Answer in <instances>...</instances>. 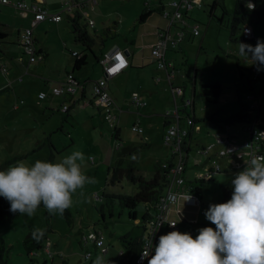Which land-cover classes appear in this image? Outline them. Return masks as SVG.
Instances as JSON below:
<instances>
[{
	"label": "rangeland",
	"instance_id": "rangeland-1",
	"mask_svg": "<svg viewBox=\"0 0 264 264\" xmlns=\"http://www.w3.org/2000/svg\"><path fill=\"white\" fill-rule=\"evenodd\" d=\"M22 1L30 4L32 0ZM64 1L66 0H46V9L51 13H60L61 20L54 22L45 19L33 28L35 46L41 47L48 54L47 59L31 62L30 67L35 66V71L28 68L29 73L27 71L24 73L23 69L21 72H16L17 74L11 70L15 69L17 63L23 64V62H19L17 59L18 46L15 42V29L24 30L28 27V18L21 17L17 8L0 2V29L8 33L6 43L1 42L2 46L0 47V90L8 81L4 73L5 70H7L10 80L13 77L15 80L18 75H22V81L16 80L10 87H4L0 91V170L6 169L18 161H24L31 165L36 160H46L51 149L45 139L48 135L53 140L51 141L52 145L55 144L53 162L61 160L74 150L82 151L85 156V160L81 162L82 171L88 177H95L96 183L86 184L73 196V204L69 208L71 215H67L70 223L64 215L50 214L52 230L48 232L47 237L51 243L50 251L53 253V257L47 256V262L61 264V258H67V264H92V261L100 254L109 264H116L124 253L120 236L129 233L131 237H136L143 232V227L137 223L144 210V204L139 203L136 206L137 219L135 221L128 217L127 209L122 208L118 199L113 196L133 194L137 191V185L126 177H122L115 183H110L108 177L111 168L116 165L121 168L133 167L136 174L148 177L154 171L156 160L163 161L170 158V150L163 142L162 129L159 126L164 117L162 111L166 109L172 111L173 103L172 101L170 103L169 99L167 105L161 109L162 111L143 112V115L142 111L138 110L141 113L139 125L143 130L140 133L131 129L132 123L136 121L135 108L132 107V103L128 101L126 107L121 106L120 108L126 111L120 114L117 122L120 127V137L117 142L120 145L116 148V141L111 138L110 123L101 121L96 115V118L100 120L99 125H96L94 123L95 116L92 117L94 114H91L89 107L76 104L64 112L61 107L70 105L69 101L61 99V101L48 102L39 99L37 94L40 89L48 93L52 81L57 80L66 68H71L73 57L69 50L81 51L87 55L86 66L82 67L81 72L75 71V75L90 74L91 77H95L99 71V65L97 67L91 65L92 62H96L92 52L85 50L80 42L74 40ZM87 1L84 9L87 11L88 17L93 19L94 25L86 27L88 33L94 38L92 50L99 54L101 50L107 49L117 40L125 42V40L132 39L134 31L130 28L134 23L138 25V16L141 11L145 7L153 6L156 1L162 0H96L95 4L92 0ZM212 1L214 0H203L201 7L189 10L191 21L198 23L201 29L206 28V34L201 41L203 43L201 49H199L200 36L194 37L190 42L192 46H189L186 52L187 65L190 67L183 65V61H180L179 57L174 61V63L177 62L178 70L176 72L178 73L172 78L173 87L182 85L181 81L185 79L187 96H190L194 65L197 68L196 76L198 79L201 77L203 83L218 82L221 85L216 103L206 102L199 90L198 83L196 85L194 113L200 118V121L193 126L186 172L189 177H193L194 172L198 170L192 162L198 157L205 158L207 156L200 150H196V147L200 148L214 142V134L221 131L217 121L208 119L209 114L217 112L218 119H226L231 113L237 112L241 105L247 106L252 101L249 96L254 95L253 99L261 102L259 117L260 119L264 118V68L258 72L259 76L252 80L253 72L246 67L239 69L236 66L237 59H245L239 54V43L243 42L254 47L258 40L264 42V14L259 20L255 18L254 14L247 15L245 22L252 26L254 39L243 37V23H239L235 33L230 36V25L236 0H216L219 4L216 5L213 14L209 15V5ZM260 4H264V0H261ZM81 23L84 24V21ZM132 70L134 73L130 80L127 81L126 86L122 85L120 88L122 92L126 93L123 94L126 98L130 97L133 89H137L140 78L144 82L150 80L154 85L163 80L158 74L162 70L155 64ZM241 70L244 71L243 76ZM8 74L12 76L10 77ZM158 76L160 80L155 81ZM166 86L170 89L167 82ZM8 92H12V95L19 94L16 101L23 103L20 108L13 109V100L10 104L8 103V99H6ZM87 95L90 96V92ZM58 97L62 98V95ZM21 100L22 102H20ZM47 103L48 105H46ZM178 104L183 115L180 124L186 126L184 116L190 113L191 107L190 105L186 106L184 111L179 99ZM255 115L256 111L254 110L252 118ZM260 119L257 124L264 127V122H261ZM148 123L150 124L147 125ZM244 123L245 121H235L230 125L233 131H237ZM241 135L243 134L241 133ZM240 140L238 138L237 142ZM14 142L17 148L14 147ZM67 144L71 145L68 148H62V145ZM20 149L34 150L27 157L14 160L13 158L22 155V152L14 153L13 151H21ZM236 153L237 157L245 159L248 150L240 148ZM6 160L8 162H5ZM218 162L225 163L224 160ZM239 171H241L239 167L228 166L225 171L215 174L202 191V204L197 215L194 211L187 212L188 209L182 206V210L187 212V216L196 215L197 224L192 225L178 221L175 230L190 233L195 238L202 227L215 229L216 225L206 219L205 212L210 204L223 203L231 198V196L224 197L220 186L232 180ZM107 200H111V207L104 205ZM101 205H103V219L100 212ZM109 209L112 210V216L109 215ZM45 211L47 210L41 205L33 216L18 213L13 221L0 223V245H3L7 250L8 264H30L28 260L33 257L26 253L22 241L29 229L45 227ZM94 230L101 231L103 246L108 248L106 253H101L99 248L94 246L92 240L88 239L86 242L81 240L82 235ZM84 251L92 253L90 261L82 258ZM43 256H46V252L41 251L38 261H35L34 264H40Z\"/></svg>",
	"mask_w": 264,
	"mask_h": 264
},
{
	"label": "clouds",
	"instance_id": "clouds-1",
	"mask_svg": "<svg viewBox=\"0 0 264 264\" xmlns=\"http://www.w3.org/2000/svg\"><path fill=\"white\" fill-rule=\"evenodd\" d=\"M247 7L254 9L251 3ZM239 44L240 56L251 58L262 70L264 42L258 40L254 47ZM84 160V153L74 150L56 162L18 161L0 170V196L10 203L12 213L33 216L42 205L49 214L63 215L78 190L96 183L95 177L83 173ZM231 184V198L210 204L205 212L215 229L202 227L195 238L178 230L160 235L154 249L153 242H148L141 260L147 258L148 264H264V156L247 161ZM169 224L175 228L176 223ZM34 238L39 236L34 233ZM92 264L109 262L98 254Z\"/></svg>",
	"mask_w": 264,
	"mask_h": 264
},
{
	"label": "crops",
	"instance_id": "crops-1",
	"mask_svg": "<svg viewBox=\"0 0 264 264\" xmlns=\"http://www.w3.org/2000/svg\"><path fill=\"white\" fill-rule=\"evenodd\" d=\"M32 1H35V0H32ZM67 1H69V0L64 1V4ZM169 1L170 0H168V1H164V0L156 1V3H154L153 6H149L147 8V16L145 17L144 20L138 21L139 22L138 25H135V23L132 24L130 29L134 31V33H133V38L134 39L132 38L130 40H125V42H123L122 40H117L113 44H111L107 49L101 50L99 52V54L94 53V51H93L92 54L94 56V61H96L97 63L96 62H92L91 65L92 66L95 65L96 67L99 65L98 66L99 67V71H98L97 76L91 77L90 74H82V75L77 76L74 73L75 71H73L72 72V76H73V78L76 81V85H75L74 91L72 93L66 94V95H64V94H56V95L52 94L51 93V88L53 86H57L59 83H61L65 79L67 73L70 72V69L66 68L65 71L63 73H61V76L59 78H57V80L52 81V83L50 84L51 85L50 86V91H48V93H46V96L43 97V98H39L38 94H37V97L39 99H43V100H46L48 102H51L53 100L61 101V99L62 100H67V101L70 102V105H67V111L69 110L70 106H76V104L89 107V109L91 111V114H94V115H92V117L95 116L94 123L96 125H99V121L100 120L106 122L107 120L105 119V112H104L103 106H101L100 103L96 102L92 98V82L96 78H99V77H101L103 75V65L100 62V57H102V55L104 53H106V52L109 53V52H111V51H113L115 49H120L123 52V54L126 57V59L128 60V64L120 72H118L117 74H115L112 77L108 78V80H107V90H108L109 94L111 95V98L113 99V102H114V107L112 108V112H114V114L116 115L115 119L112 122V124H109L111 126V128H112L111 138H113V140L116 141L115 147L118 148L120 143L117 142V140L120 137V127H119V125H117V122L119 120L120 114L126 111V110L121 109L120 107L121 106L126 107L127 106V102L130 101L129 100V96L127 98L125 96H123V94H126V93L122 92L120 90V88H121L122 85L126 86L127 81L130 80V77L134 73L132 69H139V68H142V67H144L146 65L155 64V62L152 61L151 57H150V45H151V43H153L155 41L156 37L158 36V30H159L158 27L161 26V24L165 22L164 18L161 16V12H160L159 8L161 7V5H163L164 7L170 9V7L168 5ZM214 1H216V0H214ZM260 1L261 0H258V1L257 0H244V2L246 4L247 3L248 4L252 3L254 5V9H258V8H263L264 7V4H260ZM202 2H203V0H199V2H194L193 5L190 8L184 10V18L187 21L186 22L187 26L196 24L197 28H198V33L193 34L191 32L185 31V34H183V37H182V39H180L179 43L176 46H174V47L170 46L165 52L166 60L170 61L175 67V71H174L173 77L178 73V72H176V70H178V68H177L178 65H176L177 62L174 63V61L177 60L176 59L177 57H179L180 61H183V65H187L188 64L186 52H187L189 46L190 47L192 46V44H190L191 40L194 37L198 38L200 36L199 49H201L202 46H203V43L201 41L203 40V38H204V36L206 34V32H205L206 28L205 29L199 28V24L198 23L191 21L192 19L190 18V14H189V10L190 9H192L194 7H201L202 6ZM45 3H46V0H44V4ZM95 3H96V1L93 2V4H95ZM4 4H9V3H4ZM9 5L13 6L12 4H9ZM85 6L83 7V11L85 10L84 9ZM14 8H16V7H14ZM214 10H215V8H214ZM18 11H19V15L21 17L28 18V24L30 25V21H31V17H32L31 13L27 12V13L23 14V13H21V10L18 9ZM86 14H87V18H90V17H88L87 11H86ZM255 18L258 19V20L261 19V17H257L256 15H255ZM41 21L37 22L35 24V26H37V24H39ZM54 22H57V21H54ZM93 25H94V21H93ZM93 25L91 27H93ZM245 25L250 26L249 24L244 22L243 23V27ZM243 27H242V35H243V37L245 39H250V40L254 39L255 36H254V31L252 29V26H250L251 27L250 37H245L244 32H243ZM1 30H3V29H1ZM3 31H5V30H3ZM22 31L23 30H21V29H15V42H16V45L18 46V49H17L18 55H17V57H19V53H20V50H21V46L18 43H19V34ZM5 32H6L7 36L4 37L0 41V47L2 46L1 42L6 43V38L8 37V33H7V31H5ZM36 50H37V52L39 51L42 54V57L40 59H38V60L42 61L44 59L45 60L47 59L48 54L41 47H36ZM174 52L181 53L180 54L181 57H180V55L178 53H174ZM2 53H3V51L1 50V54ZM81 53L84 54L83 52H81ZM249 59H251V58H245V59H243V61H247ZM179 60H178V62H179ZM18 61L19 62H23V64L17 63L16 66H15V69L11 70V71H14L15 74H17L16 72H21L23 69H24V73H26V71L29 73L28 68H32V70L35 69V66H31L30 67L31 62H29L28 59L25 56H23V59H21V60L18 59ZM86 61H87V57H86ZM32 62H34V61H32ZM44 65H45V63H44ZM70 66H71V64H70ZM85 66H83V67H85ZM187 66L190 67V65H187ZM253 68H257V66L253 67ZM253 68H251L249 70L251 72H253ZM81 69H79V71L78 70L77 71L81 72L82 71ZM159 69H161V68H159ZM161 70L162 71L158 72V74H160L161 77L163 78V80L161 82H159L156 85H154L152 83V81L146 80V82H144V80L140 78L139 79L140 81H138L139 83L137 84V86H138L137 89H133L132 90V91H136L139 94L140 98L145 100V104H143L141 106H135V105L131 104L132 107L135 108V113H136L135 114V120L136 121H134V123H132V125L136 124L137 126H139L141 128V126L139 125L140 121H141L139 116H141V113L143 115V112H156L157 110L162 111L161 109L164 108V106L167 105V103L169 102V99H170V103H171V101L173 103V110L171 111V109H166V110L162 111L164 117H163V120H162V122H161V124L159 126V128L162 129L161 137L163 139V142L167 145V143L164 141V134H165L166 127L172 121L173 116L166 115L165 112L166 111L173 112L175 110L178 111L179 110V108H178V105H179L178 104V99H179V101H181L182 106H183L182 109L186 110V106L190 105V107H191V111L189 113V115L191 114L190 117L194 116L195 118L199 119V117H197L195 115V113H194V98H195V95H196V85L198 83V86H199L200 83H202V79H201V77L199 79L197 78V76H196L197 68L194 65L193 74H192V77H191V86H190L191 89H190V93H189L190 96H187L188 93H187V85H185V82H184L185 79H184V81H181L182 85L179 84V85H176V86L173 87V81H172L173 77H171V79L169 80L168 77H167L165 69H161ZM242 72L244 74L243 70H242ZM4 73H5V76L7 77V78L6 77L5 78L7 80H10L8 78V76H7V70H5ZM14 73H12V74H14ZM139 75H140V72H139ZM9 76L11 77L12 75H9ZM258 76H259V73H258ZM13 79H14V77H13ZM253 79H255V78H253V76H252V80ZM159 80H160V77L159 76L156 77L155 81H159ZM14 81H16V80H13V82ZM89 81H90V83H88ZM166 82L168 83L170 89L167 88ZM4 84H6V83H4ZM4 87H2L1 90H3ZM175 87H180L182 89V91L180 93L174 92L172 89L175 88ZM6 88H8V87H6ZM40 91H43V90L40 89L39 92ZM88 92H90V96L87 95ZM11 93L8 92V96H6V99H8V103L10 104L11 100H13L12 101L13 102V105H12L13 109L20 108L21 105H23V103L21 104V103L16 101V98H17V96L19 94L12 95ZM61 95H62V98H59L58 96H61ZM251 96H252L251 99H253L255 97L254 95H251ZM162 101H163V104H162ZM20 102H22V100ZM15 103H18L16 107H14ZM46 105H48V103ZM138 110H141L142 112L140 113ZM179 111H181V110H179ZM253 111L254 110H252L250 112V116L252 115ZM255 111H256V115H255L254 118H252V120L258 122L259 121L258 119H260L259 116H260V113H261V102L259 104V107ZM96 115H98L100 120H98L96 118ZM260 121L264 122V118L260 119ZM149 124L150 123H148L147 125H149ZM194 124H193V126H194ZM132 125H131V127H132ZM93 126H94V124H93ZM93 126H92V128H93ZM220 128H221L222 132L220 131V132H216L214 134V136H213L214 137V140H213L214 142H211V143H213L212 146L209 148V150L207 152H204V153H206L207 156L205 158L203 156L198 157L197 159H195L192 162L193 165H196L198 170L196 172H194V174H193L194 176L193 177H189V176L186 175V172H187L189 151L191 150V142H192V135H193L192 134L193 133V127H192V132L189 135V137H187V139H186V141H187V150H185V156H186L185 169H184L185 180H192L193 178L198 177L200 175H205L206 173H211V176L208 179L212 180L214 178L215 174H218V173H221L222 171H225L228 166H230V167H239V168H241V171L243 170L244 166L246 165L248 156H246L245 159L244 158L240 159V157H237L236 156V154H237L236 152L240 148H237V149L233 150L232 152H230L231 155H228V154H224V155L217 154L218 149H220V148L229 149L230 148V144L232 142L238 141V138L241 139L242 136H244V133L242 132V127H241V129H238L237 131H233L231 126H230L229 129H227V128L225 129L223 127H220ZM20 129H18V130H20ZM134 131H136V130H134ZM142 131L143 130H141V132ZM136 132H139V131H136ZM240 132L243 135H241ZM216 135H220L224 139L227 138L228 142H222V143L215 142ZM48 137H49V135H48ZM51 141H53V140L50 139V142ZM211 143H209V144H211ZM70 145L71 144H67L65 146L62 145V148H68ZM14 147H16V143L15 142H14ZM53 147H55L54 143H53ZM167 147L169 148L168 145H167ZM197 147H196V150H197ZM20 150L21 151L14 150L13 152L14 153L15 152H22V155H19V156H23V158H25L34 149H30V150L29 149H20ZM228 152L229 151L227 150V153ZM237 158H239L240 160H238ZM219 160H224L225 163L222 164V163L218 162ZM227 163H229L230 165H228ZM216 164H218V166H219L218 170H215V165ZM134 174L135 175H140L142 177H145V175H143V174H136L135 170H134ZM153 174H154V171H152L151 176ZM151 176H148V177H151ZM148 177H145V178H148ZM201 204H202V197L199 198V203H197V204H183L182 206L188 209L187 212H193L194 211L195 214L197 215L199 213V209H200V205ZM187 212H183V210H182V213H178V212L172 211L171 213H169V215L171 217H174L177 220V223L179 221V222H187V223L192 224V225L193 224H197L198 221H197L196 215L195 216H187L186 215ZM167 233L168 232H166L165 234H167ZM44 260H46V259H44ZM63 260H64V263L67 264V261H68L67 258H64ZM63 260H61V261H63ZM49 263L52 264L51 261H49Z\"/></svg>",
	"mask_w": 264,
	"mask_h": 264
},
{
	"label": "built area",
	"instance_id": "built-area-1",
	"mask_svg": "<svg viewBox=\"0 0 264 264\" xmlns=\"http://www.w3.org/2000/svg\"><path fill=\"white\" fill-rule=\"evenodd\" d=\"M92 1L95 2L96 0ZM0 2L12 4L14 7L21 10V13L23 14L27 12L31 13L32 17L30 25L24 28V30L19 34L21 51L19 53L18 59H23V56H25L29 62L40 59L42 57V54L37 52L36 50L35 41L33 37V27L37 22L44 19H48L51 21H59L61 19L60 13L49 12L45 7L44 0H35L32 1L30 4H27L22 0H0ZM194 2H199V0H170L168 2L170 9L161 5L160 12L161 16L165 19V23L163 26L158 27V36L156 37L155 41L150 45V57L151 60L155 62L157 68L165 69L169 80L174 75L175 67L170 61L166 60L165 52L170 46H176L182 38L184 28L187 26V21L184 18V10L190 8ZM85 3L86 0H69L65 3V9L66 11H70L75 6L84 7ZM82 14L87 17L86 11L82 10ZM172 22H179L181 28L175 30L174 32H171L169 30V27L171 26ZM87 23L89 26H92L93 20L87 18ZM190 26L193 30V33H198V28L196 24ZM243 32L245 37H250L251 27L245 25L243 27ZM71 53L76 57L80 56V52L76 50H72ZM100 62L103 65V75L99 78H96L92 82V98L103 106L105 112V119L107 120V122L112 124L116 115L114 114V112H112L114 102L107 90V80L108 78L120 72L125 66H127L128 60L120 49H115L109 53H104L102 57H100ZM253 72V78H256L258 76L257 68H253ZM15 80L22 81V75H18ZM12 83L13 80H8L5 86L10 87ZM75 85L76 81L73 78L72 73L69 72L61 83L51 88V93L55 95L70 94L74 91ZM172 90L177 93H180L182 91L180 87H175ZM45 96L46 92L44 91H40L38 93L39 98H43ZM249 97L252 98V96ZM129 100L135 106H141L145 104V100L141 99L136 91L130 93ZM17 104L18 103H15L14 107H16ZM258 105L259 104L257 101H252L249 104V108L250 110H253L257 108ZM66 110L67 105H63L62 111L65 112ZM165 114L173 116L172 121L167 125L164 134V141L169 146L170 155H172L173 158L172 164L170 165L167 171L166 186L159 195L156 202L157 212L144 222L141 247L132 264H148L147 258L141 260L142 250L146 249L148 242H153L154 249L155 244L158 242V238L160 235H163L166 232L173 231L177 228V220L175 218H172L169 213H171L172 211L182 213L183 204L199 203V197L195 193L187 190L186 180L184 177L186 160L184 148L187 147L186 139L189 131L185 126H182L180 124L179 115L176 110L173 112L166 111ZM191 123L192 119L189 117L186 118V125H189ZM131 129L139 132H141L142 130L136 124L132 125ZM242 132L245 135L242 136L239 142H232L230 144L229 149H218L217 154L231 155L230 152H232L233 150L237 148H245L248 150L247 161H249L255 156H263L262 148H264V130L261 127L255 125V123L252 121L250 123H244V125L242 126ZM215 142H228V139H224L222 136L216 135ZM212 144L213 143L207 144V146L202 151H208ZM227 150L229 151L228 153ZM245 167L246 165L244 166V168ZM218 169L219 166L218 164H216L215 170ZM200 176L207 179L211 176V173H206L205 175ZM95 196L97 195L95 194ZM189 196L192 197L191 200H187ZM169 223H176L175 228L171 227ZM88 239L92 240L94 246L98 247L101 253H106L108 251V248L103 246L101 231H89L81 237V240L85 242ZM50 245V240L47 239L41 247L42 250H40L41 248L38 250L33 249L30 251L29 254L32 257H37L40 255L41 251H43L44 253L46 252V256H43L42 259H46L47 261V256L50 258L53 257V253H51L50 251ZM91 255L92 253L90 251H84V253L82 254V258L84 260H90Z\"/></svg>",
	"mask_w": 264,
	"mask_h": 264
},
{
	"label": "trees",
	"instance_id": "trees-1",
	"mask_svg": "<svg viewBox=\"0 0 264 264\" xmlns=\"http://www.w3.org/2000/svg\"><path fill=\"white\" fill-rule=\"evenodd\" d=\"M86 4H87V0H86L85 5ZM218 4H219V2L213 1L209 5V7H210L209 12H208L209 15L213 14V10L216 7V5H218ZM220 6L223 8L222 4H220ZM82 10H83V7L75 6L70 11H67L68 17H69V20H70V23L72 26V32L74 34V40L76 42H80L83 45L85 50H88V51L93 53L92 44L94 43V38L88 33V30L86 27V26H89L87 23V17H85L82 14ZM159 10L161 11V7L159 8ZM251 14H254L257 17H262V15L264 14V7L249 10V8L247 7V4L244 2V0H236L235 1L234 11H233V15H232V22L230 25V36H232L234 34L237 25L239 23H244L246 18H247V15H251ZM146 16H147V7H145L141 11V13L139 14L138 21L144 20ZM82 21H84V24L81 23ZM179 24H180L179 22H172L171 26L169 27V30L171 32H174L175 30L180 29L181 27ZM89 27H91V26H89ZM185 31L193 33L191 26H186L184 28L183 34H185ZM193 34H195V33H193ZM6 36H7L6 32L0 29V41ZM182 37H183V35H182ZM18 44L20 45V42ZM69 52H70L71 56L73 57V62H72L71 68H70L71 73L73 71H77V70L81 69L83 66L86 65L87 55L85 53L82 54L80 52V56L76 57L75 55H73L71 53V50H69ZM236 66L239 69L241 67H246L247 69H251L253 67H256L257 65L252 61V59H249L247 61L237 59ZM241 74L243 75L242 70H241ZM5 87H7V86H5ZM199 89H200V91L203 95V98L206 102L216 103L217 98L220 95L221 85L218 82H214V83H203L202 82L199 85ZM64 95H66V94H64ZM252 101H255V99H252ZM257 102H258V104H260V101H257ZM249 104L247 106L241 105L240 109L237 112L231 113L226 119H223V120L218 119L217 118V112L209 114L208 119H210L212 121H217L219 123L220 127H223L225 129L226 128L229 129L231 126L230 124L232 122H235V121H242V122L245 121L246 123L247 122L250 123L253 120H252V117L250 116V112L252 110H250ZM258 107H259V105L257 106V108ZM257 108H255L253 110H256ZM177 112H178L179 120H180L183 117V115H181V112L179 110ZM184 117L185 118L189 117L192 119V123L185 126L189 131L188 136H187V137H189V135L192 132L193 124L199 122L200 118L198 119V118H195L194 116L190 117L189 113H187ZM201 120H203V119H201ZM253 122L255 123V125H257L258 127H261L264 130V127L261 126L260 124H257V121H253ZM45 139H47V142L51 148L49 150V154H48V157L46 160L52 161L53 156H54V153H53L54 147H53L52 143L50 142L49 137H47ZM206 146H207V144L201 146L200 148L197 147V150H200L203 154H206L202 151ZM262 149L264 151V148H262ZM184 150H187V147H185ZM21 157H23V156H17V157H14L13 159L15 160V159H18ZM172 159L173 158L171 155L169 159H166L163 161L156 160L155 164H154V174L148 178L142 177L140 175H135L133 167L121 168V167L116 165V166H113L111 168L110 176L108 177V181L110 183H115L117 181H120L122 179V177H126L128 180H130L131 182H133L137 185V191L135 193L116 195L113 197L118 199L119 204L121 205L122 208L127 209L128 217L130 219H132L133 221H135L137 219V212L135 210L136 206L139 203L144 204V210L141 214L139 222L137 223L138 225L141 224L142 227L144 225V222L149 217H152L157 212L156 202H157L159 195L161 194V192L163 191V189L166 186L167 171H168L170 165L172 164ZM5 162H8V161L6 160ZM164 164H165V166H164ZM209 181L210 180L208 178L206 179L202 176L195 177L192 180H186L187 190L195 193L199 198H201L202 197V191L206 187V185ZM231 181L232 180H230V181H228V182H226L220 186L225 198L232 195L233 186L231 184ZM110 201L111 200H107L104 205L111 207ZM9 209H10V203L4 197L0 196V223L11 222L17 217L18 213H12L9 211ZM100 212H101V218L103 219L104 218L103 205H101ZM63 215L67 219V221L70 223V219L67 218V215H71L70 210L69 209L65 210ZM109 215L112 216V210L111 209H109ZM44 216H45V223H46L45 227L43 229L31 228L27 231L26 235L24 236L22 244H23V247H24L27 254L30 253V251L33 249H36V250L40 249L42 247V245L44 244L45 240L48 239L47 234L49 231L52 230L51 229V222H50V219L52 216L47 211L44 212ZM34 233L39 236L38 240L36 238H34ZM120 239L122 241L124 253L121 255V258L118 260V262L116 264H132L135 260V257L138 254L140 247H141L142 234H140L136 237H131L129 235V233H125V234L120 236ZM61 260H63V258H61ZM35 261H38V256L30 258L28 260V262L30 264H34ZM60 262H61V264H65L64 260L60 261ZM0 264H8L7 250L3 247V245H0ZM40 264H48V262L46 260L42 259Z\"/></svg>",
	"mask_w": 264,
	"mask_h": 264
},
{
	"label": "water",
	"instance_id": "water-1",
	"mask_svg": "<svg viewBox=\"0 0 264 264\" xmlns=\"http://www.w3.org/2000/svg\"><path fill=\"white\" fill-rule=\"evenodd\" d=\"M127 51V50H126Z\"/></svg>",
	"mask_w": 264,
	"mask_h": 264
}]
</instances>
